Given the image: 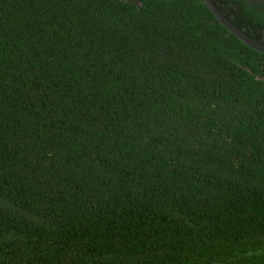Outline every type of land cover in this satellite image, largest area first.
Masks as SVG:
<instances>
[{"label": "trees", "instance_id": "obj_1", "mask_svg": "<svg viewBox=\"0 0 264 264\" xmlns=\"http://www.w3.org/2000/svg\"><path fill=\"white\" fill-rule=\"evenodd\" d=\"M0 264H264V54L203 0H0Z\"/></svg>", "mask_w": 264, "mask_h": 264}, {"label": "water", "instance_id": "obj_2", "mask_svg": "<svg viewBox=\"0 0 264 264\" xmlns=\"http://www.w3.org/2000/svg\"><path fill=\"white\" fill-rule=\"evenodd\" d=\"M207 9L215 17L216 21L224 27L228 33L239 40L243 45L264 54V45L247 36L243 31L236 28L216 7L213 0H203Z\"/></svg>", "mask_w": 264, "mask_h": 264}]
</instances>
